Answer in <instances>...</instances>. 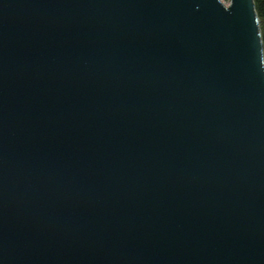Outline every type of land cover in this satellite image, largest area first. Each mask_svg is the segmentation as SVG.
<instances>
[{"label":"water","instance_id":"95a60500","mask_svg":"<svg viewBox=\"0 0 264 264\" xmlns=\"http://www.w3.org/2000/svg\"><path fill=\"white\" fill-rule=\"evenodd\" d=\"M0 264H264L255 0H0Z\"/></svg>","mask_w":264,"mask_h":264},{"label":"trees","instance_id":"16d2710c","mask_svg":"<svg viewBox=\"0 0 264 264\" xmlns=\"http://www.w3.org/2000/svg\"><path fill=\"white\" fill-rule=\"evenodd\" d=\"M256 9L261 21V29L264 43V0H255Z\"/></svg>","mask_w":264,"mask_h":264},{"label":"rangeland","instance_id":"374dc122","mask_svg":"<svg viewBox=\"0 0 264 264\" xmlns=\"http://www.w3.org/2000/svg\"><path fill=\"white\" fill-rule=\"evenodd\" d=\"M225 3H228L230 0H223Z\"/></svg>","mask_w":264,"mask_h":264}]
</instances>
